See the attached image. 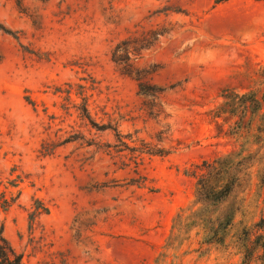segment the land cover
<instances>
[{
  "label": "rangeland",
  "instance_id": "rangeland-1",
  "mask_svg": "<svg viewBox=\"0 0 264 264\" xmlns=\"http://www.w3.org/2000/svg\"><path fill=\"white\" fill-rule=\"evenodd\" d=\"M163 28L126 75L115 48ZM262 131L264 0H0V227L23 264H245L257 167L223 243L173 225L196 166Z\"/></svg>",
  "mask_w": 264,
  "mask_h": 264
},
{
  "label": "trees",
  "instance_id": "trees-1",
  "mask_svg": "<svg viewBox=\"0 0 264 264\" xmlns=\"http://www.w3.org/2000/svg\"><path fill=\"white\" fill-rule=\"evenodd\" d=\"M138 32H136L137 34ZM168 32L166 29H150L143 31L138 37H130L120 43L113 51V60L117 64H125L123 71L126 75H133L134 67L130 63L132 57L137 58L144 50L157 45L160 38ZM135 34V35H136ZM139 75H137L138 77ZM248 95L241 97L243 114H247ZM258 103V101H255ZM86 110V108H85ZM216 117H219L218 115ZM262 133H264L262 131ZM264 136V134H262ZM261 142L264 137H259ZM257 167L259 194H264V149L255 154H249L236 159L234 155H225L213 160H205L196 166L192 175L196 178L195 200L191 208L182 209L174 218V231L178 237L185 232L197 229L202 234L204 244L223 243L231 229L236 212L226 207L229 199L245 178L250 177L251 169ZM6 203V201H5ZM48 212V209H45ZM257 226L264 228V218ZM173 237V236H172ZM175 237V236H174ZM171 239V238H170ZM248 239V238H247ZM255 246L249 248L245 245V264H250L257 250L264 251V234H259ZM0 264H23V255L18 253L5 237L4 227H0Z\"/></svg>",
  "mask_w": 264,
  "mask_h": 264
}]
</instances>
